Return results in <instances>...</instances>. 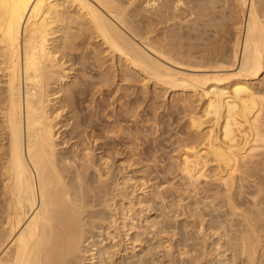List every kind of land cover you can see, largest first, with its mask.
<instances>
[{"label": "bare ground", "instance_id": "1", "mask_svg": "<svg viewBox=\"0 0 264 264\" xmlns=\"http://www.w3.org/2000/svg\"><path fill=\"white\" fill-rule=\"evenodd\" d=\"M160 1L0 0V264H264V0L232 1L237 11L242 12V17L246 13V18H243L245 21L235 12L233 17L230 16L232 12L228 14L235 20H241L237 29L239 35L237 38L232 37L236 40L230 45L231 49L228 46L230 54L225 43H219L220 39L216 46L204 47L208 57H215L210 59L207 56L195 58L199 57L198 54L194 57L193 52L188 51L187 55L183 53L174 58L172 45L167 47L172 43L169 42L171 38L155 37L158 35H155L157 32L154 26H168L173 20L172 11L176 8L179 13L177 8L183 9L180 5L183 0H164L156 17L149 16V13L155 11L147 13L145 8L152 10ZM204 6L198 13L199 19L204 17L207 30L210 32L209 27H213V31L218 34L217 38H220V33L221 40L225 39L226 34L222 32H225L223 28L226 19L218 18L220 16L217 11L218 17L214 19L222 21L215 22L212 18L214 14L210 17L213 20H208V15L213 13L210 7L213 6ZM194 13V16L190 14L193 18L197 12ZM204 21L201 24L204 25ZM232 23L230 26L234 27ZM177 25L183 26V22ZM226 28L230 29L229 26ZM196 30V35L201 36L197 27ZM206 31L202 32L205 34ZM194 32L189 31L192 36ZM89 49L93 52V62L88 65L85 56ZM220 54L221 59L216 58ZM93 68L104 77L112 69L114 77L121 74V82L126 77L122 76L123 71H129L137 79L139 75L146 77L148 84L153 81L154 89L181 90L179 94L182 95L178 97L184 96L183 99L179 98L183 100V105L178 103L176 106H184L188 120L185 119L187 121H184L186 124L182 131L186 137L178 134L182 137L178 140V136L175 138L177 153L170 154L175 156L171 158L175 160H172L173 171L169 169L171 177H168L167 171H163L157 172L156 176L149 175V179H143L145 175L142 179L139 177L141 180L135 179L136 175H123L120 181L121 176H117L118 179L112 172L111 158L106 152L95 157L94 147L98 145V138L95 139V133L87 134L85 131L91 129L92 132L93 120L82 119L79 122L75 107L78 99L88 92L91 82L86 74L88 69L95 70ZM135 86L141 88L140 85ZM110 87L113 88L112 85ZM109 88L108 91H111ZM135 89L133 91L138 92ZM103 90L99 88L100 95L104 93ZM192 98H196L198 103H194ZM144 102L146 104L147 101ZM136 107L139 109V105ZM106 108L109 109L108 106ZM116 111L119 113V110ZM133 113L136 115L135 111ZM143 115L146 116L144 112ZM129 125L126 124L128 128ZM108 127L110 124L107 131ZM134 127L137 128L136 125ZM139 128L142 129L141 126ZM67 131L70 135H66ZM160 139L159 142L164 140ZM61 145L64 147L61 148ZM66 146L71 151H64ZM142 151L139 152L143 154ZM116 153L114 157L118 158ZM97 158L98 161H95ZM125 159L122 158L123 161ZM131 159L134 161L135 157ZM136 161H130V165L126 163L128 166L124 165L125 161L119 172L125 173L124 170L135 166ZM148 163L152 165L150 161ZM157 163L160 164L159 161ZM148 165L147 169L143 167L145 172ZM131 169L133 171V167ZM114 172L117 171L114 169ZM169 198L172 200L168 201ZM167 209L175 210L173 216H168L169 213L165 212ZM155 210L161 214L151 219L152 211ZM181 216L185 217L183 224L176 220ZM168 217L174 218L173 223L165 221Z\"/></svg>", "mask_w": 264, "mask_h": 264}, {"label": "rangeland", "instance_id": "2", "mask_svg": "<svg viewBox=\"0 0 264 264\" xmlns=\"http://www.w3.org/2000/svg\"><path fill=\"white\" fill-rule=\"evenodd\" d=\"M185 1H186V3H185ZM193 1H194V3H193ZM183 0V2H182V4H180V5H182V7H183V9L181 8H177V10L178 11H180L179 13L174 9L173 11H172V14H171V18L175 21H173V20H171L169 23L171 24L172 22H173V25L171 24V26L169 25V23H168V26L170 27H168V26H166L167 24H156L157 26H154V30H155V32H157V33H155V35H158V36H155V37H159V38H161V37H163V38H171L170 40H169V42H172V43H170V45L169 46H167V47H169L170 48V46L172 45V47L173 48H171V49H173L174 51H171V53H173L172 54V56L175 58V55H177L176 57H179V55L180 54H185V55H187L188 53H186L187 51L188 52H193V56L195 57L196 56V54H198V56L199 57H195V58H202V57H206L207 56V58H215V57H208V55H207V52H204L205 51V48L206 47H214V45L216 46L217 44H219V43H221V44H223V42L225 43V45L227 46V48H226V50L229 52V54H230V52H231V46L230 45H232L233 43H234V41L236 40V39H234V38H237L238 37V35H239V31L237 30V29H239V25H238V22L239 21H241V20H235V18H232L234 15V12H235V14H237V15H239L240 16V19H242L243 20V18H246V13H245V16L244 17H242L243 15H242V12L240 11V10H238L237 11V7H235L236 6V4L233 2V4H232V1L233 0H230V3L228 4H226V2H229V0H219V1H222V3L223 2H225V3H221V2H219L218 3V1H216V0H200V1H204L203 3L202 2H200L199 0ZM199 1V2H198ZM205 1H210V3H208V2H205ZM212 1H213V3H215V1L217 2V3H215V5L212 3ZM190 2L192 3V5H194V7L193 6H191V4H190ZM161 3V4H160ZM186 5H185V4ZM196 3H198V4H196ZM200 3H202V4H200ZM164 4V0H161L160 2H159V4L157 5V7H155V8H153L152 10L150 9V8H145L146 10H145V12H147V13H149V12H151V11H155V12H151V13H149L148 15L149 16H154V18L156 17V14L158 13L157 11H159L160 10V8H161V5H163ZM196 4V5H195ZM207 4H209V6L207 5ZM217 4V5H216ZM218 4L219 5H221V6H219L218 7ZM225 4H226V6H225ZM231 4V5H230ZM179 5V6H180ZM185 5V6H184ZM198 5V6H197ZM204 6V5H207V7H205L204 6V8H209L210 6H213L214 8H215V6H216V8L215 9H212L213 7H210L211 8V12L213 11V13H210L208 16L209 17H207V16H205V17H207V19L209 20V19H211V20H213L214 18H216V17H218V16H220V17H218V18H223V19H226L225 20V27L223 28L224 30H225V32H222L223 33V35H225L226 34V36H224L225 37V39H222L221 40V35H220V33H219V37L220 38H217V36H218V34L215 32V31H213L214 30V28L213 27H209V30H210V32L207 30L208 29V27L206 28L205 27V21H204V17H202V19H199L200 18V15L198 14L202 9H203V7L202 6ZM160 6V7H159ZM188 6H190V7H188ZM197 6V7H196ZM199 6H200V8H199ZM224 6V7H223ZM229 6V7H228ZM233 6V7H232ZM193 7V8H192ZM196 7V8H195ZM202 7V8H201ZM228 9H227V8ZM230 7H231V9H233V10H231L230 9ZM191 9V11H192V9H194V12H197L196 13V17H194L193 18V16L195 15V13L193 12H191V11H188L187 9ZM222 8H224L225 10H223ZM189 9V10H190ZM195 9H197V10H195ZM222 11H221V10ZM184 10H187V12L186 11H184ZM220 10V11H219ZM227 10H229V12H227ZM237 12H239V13H236V11ZM216 13H215V12ZM219 13H218V12ZM225 11V12H224ZM175 14H174V13ZM181 12H183V13H181ZM184 12H185V14H184ZM190 12V13H189ZM222 12V13H221ZM231 12H232V14H231ZM246 12V11H245ZM178 13V14H177ZM187 13H189L188 15H186ZM217 13H218V16H216L217 15ZM220 13H221V15H220ZM227 13V14H226ZM152 14V15H151ZM179 14H182V16L180 17L179 16ZM190 14H193V16L191 15L190 16ZM198 14V15H197ZM212 14H214V15H212ZM225 14V15H224ZM228 14H231L230 16H232V17H230ZM242 16H241V15ZM174 15V16H173ZM177 15V16H176ZM185 15V16H184ZM211 15H212V18H210L211 17ZM223 15H224V17H223ZM187 16V17H186ZM199 16V17H198ZM216 16V17H215ZM239 16H238V19H239ZM188 17H189V19H188ZM228 17H229V19H231L232 21H233V23H232V21L231 20H229L228 19ZM158 18V17H157ZM156 18V19H157ZM178 20H177V19ZM182 18V19H181ZM198 18V19H197ZM181 19V20H180ZM186 19V20H185ZM207 19L205 18V20L207 21ZM185 20V21H184ZM193 20V21H192ZM195 20H201V21H195ZM204 21V25L203 24H201L203 21ZM216 19H214V21H215ZM228 20V21H227ZM179 21V22H178ZM181 21V22H180ZM216 21H218V22H220V21H222V19H220V20H216ZM215 21V22H216ZM234 21H236V24L234 23ZM243 21H245V19L243 20ZM182 22H183V26L182 25H177L178 23H180V24H182ZM190 22V23H189ZM194 22H196V23H198V24H194ZM200 22V23H199ZM227 22V23H226ZM230 22V23H229ZM184 23L186 24V23H188V24H190V26H188L187 24L186 25H184ZM193 25H192V24ZM229 23V25H227ZM231 23H232V25H234V27L233 26H230L231 25ZM201 24V25H200ZM163 25V26H162ZM165 25V26H164ZM198 25H200V26H198ZM160 26V27H159ZM162 26V27H161ZM176 26H178V27H176ZM180 26H181V29H182V27L184 28V29H182V30H184V34H183V31L180 29ZM184 26H186L189 30L187 31V28L186 27H184ZM191 26L194 28V30H195V32H194V35L195 36H198V37H193L192 35H190L191 33H193V28H191ZM203 26H204V28H203ZM230 27V29L229 28H226V27ZM238 27V28H236V27ZM172 27H175L176 28V30H181V32L180 31H177L176 32V30H175V28H172ZM196 27L199 29V32H200V34H201V36L200 35H196V32H197V30H196ZM159 28V29H158ZM163 28V31H160L161 29ZM167 28V29H166ZM211 28H213V29H211ZM226 28V29H225ZM232 28H235V30H233ZM158 31H157V30ZM170 29H172V30H170ZM190 29H192V30H190ZM201 29V30H200ZM207 31H206V30ZM227 29H229V30H227ZM167 30H170L171 32H169V31H167ZM212 30V31H211ZM237 30V31H236ZM164 31H166V32H168V33H166V32H164ZM173 31H175L176 32V34L175 33H173ZM189 31H191V33H189ZM202 31H206L207 32V34H214V32H215V34H214V36L212 35V36H208L207 34H206V32H205V34H204V32H202ZM229 32V34H228V32ZM232 31V32H231ZM235 31V32H234ZM160 32V33H159ZM180 32V33H179ZM185 32H187V33H185ZM199 32L197 33V34H199ZM161 33H164L165 34V36L163 35V34H161ZM172 34V35H170V34ZM180 34V35H183V36H180V35H178V34ZM188 33H189V36L188 37H190V38H188L187 37V35H188ZM221 33V34H222ZM238 33V34H237ZM161 34V35H160ZM187 34V35H186ZM203 34V35H202ZM227 34H228V36H227ZM232 36H231V35ZM233 34H235V35H233ZM236 34H237V36H236ZM241 34H243V33H241ZM168 35V36H167ZM185 35V36H184ZM205 35H207V36H205ZM175 36H177V37H175ZM182 37V39L180 38L179 39V37ZM216 36V37H215ZM175 37V38H174ZM184 37H186V38H184ZM193 38V41H192V38ZM202 39H204V40H201V38ZM207 39H209L210 38V40H206V38ZM213 37V38H212ZM215 37V38H214ZM230 37V38H229ZM232 37H234V38H232ZM178 38V39H177ZM184 38V39H183ZM194 38H197V39H195V41H194ZM200 40H199V39ZM218 39H220L219 41H221V42H219L218 41ZM231 39V40H230ZM174 40V41H173ZM175 40H176V42H175ZM181 40H182V43H181ZM183 40H184V43H183ZM187 40V41H186ZM207 41V43H208V45H207V43H206V41ZM212 40L214 41L215 40V42H212ZM178 41H179V43H178ZM198 41V42H197ZM211 41V42H210ZM226 41H228V42H230V43H226ZM178 43V45L177 44H175V43ZM189 44H188V43ZM190 42H192V43H190ZM197 42V43H196ZM199 42H202L203 44L204 43H206V44H202V43H199ZM217 42H219V43H217ZM194 43H195V46H194ZM199 43V44H198ZM210 43V44H209ZM216 43V44H215ZM182 44H184V46H182ZM198 44V45H197ZM228 44V45H227ZM175 45V46H174ZM190 47H189V46ZM202 47H201V46ZM187 46V47H186ZM192 46V47H191ZM197 46H199V47H197ZM228 46H229V48H228ZM177 47V48H176ZM189 47V48H188ZM205 47V48H204ZM90 48H92V47H90ZM194 48H197V49H194ZM202 48H204V49H202ZM176 49V50H175ZM179 49H182V50H179ZM198 49H200L199 51H198ZM196 50V51H195ZM202 50V51H201ZM90 51H92V50H87L86 51V58L88 59V60H90L91 58V60L90 61H88L86 58V61H87V64L89 65V62H93V52H90ZM177 51V52H176ZM179 51V52H178ZM180 51H181V53H180ZM194 51H195V53H194ZM175 52V53H174ZM200 52V53H199ZM227 52V53H228ZM92 53V54H91ZM177 53V54H176ZM206 53V54H205ZM90 55V56H89ZM192 55V54H191ZM92 56V57H91ZM201 56V57H200ZM88 57H91V58H88ZM220 57H222L221 56V54L219 55V56H217L216 58H220ZM195 58H192L191 60H195ZM221 59V58H220ZM110 65V64H109ZM93 69H95V68H93ZM90 70V71H89ZM95 71V72H94ZM106 71V70H105ZM109 71H111L110 73H109V75L108 76H101V74H100V72H99V70H97L96 71V69L95 70H92L91 71V69H88V72H87V74H86V78L88 79V81L89 82H91V85H89V88H88V94L87 93H85V94H83L81 97H83V98H79L78 99V102H77V104H76V110H77V114H79V119H78V121L79 122H81V120L82 119H84L85 121H92V124H93V128L95 129H93L92 130V132L90 131L91 129H86L85 131H86V133L87 134H94L95 135V139L97 140V138H98V142H97V146H98V148H97V146H95L94 147V154H95V157H99V155H101V154H103L104 152H106L108 155H109V158H111L110 159V161H111V164H113V165H111L110 164V166H114V165H116L117 163H119L120 165L118 166V164H117V166H114V168H112L111 167V169H112V172H113V174L117 177H119V175L122 177H119L120 178V181H122V179L124 178V176L125 175H130V174H132L133 176H135V179H137L138 178V180H141L142 178L141 177H143L144 175V177H143V179H149V178H151L152 176V174L153 175H157V172H163V171H167L169 174H170V172L171 171H173V166H174V162L173 161H175L174 159H171V158H173V157H175L174 155L173 156H171L170 154H176L177 152H175V148L177 147V140L180 138V137H186L185 136V134H183L182 133V131H184V127H185V122L188 120V117L186 116L187 115V112H184V106L182 107V106H179V105H183V100L181 101V99H183V97L184 96H181V97H178L179 95H182V94H179V93H181V90H170L169 88H164V89H160V88H158V89H154V82L152 81H150V83L148 84V82H147V80L148 79H146V77H144L143 75L141 76V75H139L138 77V79L136 78V77H134V73L132 74V72H131V74H130V72L129 71H125L128 75H130V76H128L127 74H125V72L123 71V73H122V76H126L125 78H124V81H122L121 82V74H120V76H119V74H118V77H114L115 75H114V71L112 70V69H109ZM90 72V73H89ZM89 73V74H88ZM93 73V75H91ZM94 73H96V74H94ZM98 73V74H97ZM112 73H113V75H112ZM99 76V77H98ZM114 77V79L116 78V80L114 81V79H113V77ZM133 76V77H132ZM136 76V75H135ZM94 77V78H93ZM109 77H111L113 80H111V78H109ZM121 79H120V78ZM129 77V78H128ZM143 77V78H142ZM90 78V79H89ZM103 78V79H102ZM98 79V80H97ZM118 79H120V81H118ZM126 79V80H125ZM127 79H128V81H127ZM131 79H133L134 80V82H132L133 80H131ZM137 81H136V80ZM143 79H145V83L146 84H148V85H146L143 81ZM111 80V81H110ZM141 80H142V82H141ZM97 81V82H96ZM108 81V82H107ZM113 81H114V83H113ZM131 81V82H130ZM140 81V82H139ZM94 82V83H93ZM99 82V85L97 84ZM101 82V83H100ZM105 82V83H104ZM124 82H127V87H126V85L124 84ZM103 83V84H102ZM108 83V84H107ZM118 83V84H117ZM119 83L122 85V87L120 86L119 87ZM125 85H123V84ZM134 83H136V84H134ZM138 83H140V84H138ZM142 83V84H141ZM93 84V85H92ZM104 84H105V86H104ZM130 84H133V85H131V88L129 87L130 86ZM143 84H145V85H143ZM151 84V85H150ZM112 85V87L113 88H111L110 86ZM134 85H140L139 87H141V88H143V89H141V88H138V86H137V88H136V86L134 87ZM141 85H143V87L141 86ZM95 86V87H94ZM101 89V90H103L104 91V93L103 94H101L100 95V93L98 92V90H99V88ZM102 86V87H101ZM125 88H124V87ZM146 86L148 87V88H146ZM150 86H153V88L152 87H150ZM104 87V88H103ZM110 87V88H109ZM133 87V88H132ZM144 87H145V89H146V92H145V89H144ZM96 90L95 92H94V89ZM98 88V89H97ZM103 88V89H102ZM108 88H109V90H111V91H108ZM120 88V89H119ZM130 88V89H129ZM136 88V89H135ZM127 89V90H126ZM128 89H129V91H128ZM133 89H135V90H137L138 92H136V91H133ZM140 89H141V91H140ZM153 89V90H152ZM160 89V90H159ZM169 89V90H168ZM116 90H118V91H116ZM145 92V93H147V91H148V93L147 94H145L143 91ZM151 90V91H150ZM157 90V91H156ZM162 90V91H161ZM165 90V91H164ZM167 90V91H166ZM91 91V92H90ZM93 91V92H92ZM116 91V92H115ZM139 91L141 92V94L139 93ZM155 92V93H153V92ZM169 91V92H168ZM110 92V93H109ZM112 92H113V94H117V96L119 95V96H122L121 98L118 96V98H116L117 96L116 95H113L112 94ZM122 92V93H121ZM126 92H128L127 94H126ZM142 92L144 93V94H142ZM156 92H159V93H156ZM160 92H161V94H160ZM108 93H109V95H108ZM135 93H137V94H135ZM151 93H153V95L151 94ZM168 93V94H167ZM173 93V94H172ZM93 94V95H92ZM131 94V95H130ZM156 94V95H155ZM157 94H160V95H157ZM97 95V96H96ZM127 95V97H125ZM130 95V96H129ZM134 95V96H133ZM145 95V96H144ZM148 95H150V97H148ZM161 95H164V96H161ZM177 95V96H176ZM93 96V97H92ZM96 96V97H95ZM99 96V97H98ZM113 98H112V97ZM136 96V97H135ZM138 96V97H137ZM151 96H153V98L151 97ZM156 96V97H155ZM88 97H90V98H92V99H90V98H88ZM132 97V98H131ZM133 97H134V99H133ZM147 97V98H146ZM176 97V98H175ZM97 100H99V101H101V100H103V101H101V103L99 102V101H97ZM107 98V99H106ZM125 98V99H124ZM132 100H131V99ZM138 98V99H137ZM144 98H145V100H144ZM175 98V99H174ZM178 98V99H177ZM179 98H181V99H179ZM85 99V100H84ZM86 99H87V101H86ZM90 99V100H89ZM94 99V100H93ZM101 99V100H100ZM109 99V100H108ZM114 99V100H113ZM120 101H119V100ZM130 99V100H129ZM140 99V101L142 102V100H143V102L141 103L140 101H138ZM147 99H149V100H147ZM173 99V100H172ZM193 99V98H192ZM191 99V100H192ZM93 100V101H92ZM111 100V101H110ZM125 100H127V103H126V101ZM152 100V101H151ZM155 101V103H151V102H154ZM176 100V101H175ZM197 100L196 98L195 99H193L192 101L194 102V103H198L197 101L195 102V101ZM89 101V102H88ZM106 102V106L104 105L105 104V102ZM108 101H110V102H108ZM124 101V102H123ZM132 101V102H131ZM135 101V102H134ZM144 101H147L146 102V104H145V102ZM151 101V102H150ZM159 101V102H158ZM179 101V102H178ZM94 102V103H93ZM99 102V104H97V103ZM113 102H115V103H113ZM120 102V103H119ZM104 103V104H103ZM110 103V104H109ZM117 103V105H115ZM124 103V104H123ZM149 103H151V104H149ZM162 103V104H161ZM179 103V108L180 109H178L177 107L178 106H176V104H178ZM181 103V104H180ZM81 104H82V106H81ZM92 104V105H91ZM102 104V106H100ZM113 104V105H112ZM120 106H119V105ZM137 104V105H136ZM144 104V105H143ZM154 104V105H153ZM173 104H174V106H173ZM86 107H85V106ZM96 105V106H95ZM111 105V106H110ZM122 105V106H121ZM139 105V109H138V107H136V106H138ZM142 105V106H141ZM147 105H150V107H148ZM152 105V106H151ZM157 105V107L158 106H160V107H155ZM194 105H196V104H194ZM81 106V107H80ZM90 106V107H89ZM93 106H94V108H93ZM109 107V109L108 108H106V107ZM115 106V107H114ZM118 106V107H117ZM127 106V107H126ZM172 106H173V108H172ZM97 107V108H96ZM111 107V108H110ZM129 107V108H128ZM131 107H133V108H131ZM134 107H136V108H134ZM141 107V108H140ZM144 107V108H143ZM83 108V109H82ZM85 108V109H84ZM91 108V109H90ZM114 110H113V109ZM121 108V109H120ZM122 108L124 109V110H122ZM150 108V109H149ZM155 108H156V110H155ZM175 108V109H174ZM181 108H182V110H181ZM82 109V110H81ZM87 109L89 110L88 112L89 113H91V115L90 114H88L87 113ZM99 109V110H98ZM100 109H102V110H100ZM106 109V110H105ZM110 109L112 110L111 111V113H110ZM126 109V110H125ZM128 109H130L129 111H128ZM134 109V110H133ZM139 110V112H141V114H142V118H141V114L138 112V114H137V111ZM145 109V110H144ZM146 109H148V110H146ZM172 109H174V111L176 112H174ZM176 109L178 110V111H176ZM104 110V111H103ZM116 110H119V113H116V112H118V111H116ZM92 111V112H91ZM103 111V112H102ZM109 111V112H108ZM127 111V112H126ZM132 111V112H131ZM136 112V115H139L140 114V116H138L139 117V119H137L138 117L133 113V112ZM147 111V112H146ZM154 113H153V112ZM182 111H183V113H182ZM86 112V113H85ZM95 112H97V113H95ZM98 112H100V113H98ZM115 112V113H114ZM120 112H122V113H120ZM128 112H130V113H128ZM143 112H144V114L146 115V116H144L143 115ZM146 112V113H145ZM152 112V113H151ZM81 113V114H80ZM108 113V114H107ZM123 113H125V114H123ZM148 113H150V114H148ZM171 113V114H170ZM179 113V114H178ZM186 113V114H185ZM112 114H115L116 116H114V115H112ZM117 114H118V116H117ZM122 114L125 116H122ZM127 114H132L131 116L130 115H128L127 116ZM155 114V115H154ZM157 114V115H156ZM181 117H178V115ZM181 114V115H180ZM82 115V116H81ZM85 115V116H84ZM90 115V116H89ZM95 115L97 116V115H99V116H97V118L95 117ZM106 116L105 118H104V116ZM119 115H121V117H122V122H121V120H120V116ZM183 115V116H182ZM102 116V117H101ZM112 116V117H111ZM114 116V117H113ZM130 116V117H129ZM135 116H136V118H135ZM144 116V117H143ZM148 116V117H147ZM151 118H153L154 120L156 119V118H158V121H156L155 120V122H154V120L153 119H149L150 117ZM154 116V117H153ZM156 116V117H155ZM81 117V118H80ZM91 117V118H90ZM102 118V119H100V118ZM116 117H118L117 119H116ZM146 117V118H145ZM160 117V118H159ZM182 117H185V118H182ZM93 118V119H92ZM99 118V119H98ZM107 118V119H106ZM110 118V119H109ZM111 118H112V120L114 121H112L111 120ZM114 118V119H113ZM124 118V119H123ZM129 118V119H128ZM177 118V119H176ZM187 118V120H185ZM94 119L96 120V121H94ZM104 119H106V120H104ZM115 119L117 120V121H115ZM125 119H127L128 120V123H127V120H126V122L124 121ZM134 119V121H131V120H133ZM136 119V120H135ZM143 120H145L144 122H143V124H142V121ZM181 119L183 120V121H181ZM137 120H139V121H141V122H137ZM161 120V121H160ZM163 120V121H162ZM108 121L109 122V124H110V127H108V131H107V126L109 125L108 124V122L106 123V122ZM120 121V122H119ZM147 121H152V122H147ZM180 121V122H179ZM185 121V122H184ZM94 122V123H93ZM98 124H97V123ZM133 122V123H132ZM135 122V123H134ZM158 122V123H157ZM163 122V123H162ZM102 123H104V124H102ZM112 123H113V127H112ZM120 123V124H119ZM124 124L125 126H126V124H127V126L129 125V128L126 126H124V125H122V124ZM139 124V127L141 126L142 127V129L141 128H139L138 127V124ZM152 125H151V124ZM156 123V124H155ZM166 123V124H165ZM176 123V124H175ZM183 123V124H182ZM96 124V125H95ZM99 124H102V126L101 125H99ZM108 124V125H107ZM149 124H150V126H149ZM155 124V125H154ZM159 124V125H158ZM163 124L164 125H166V127L165 126H163ZM168 124V125H167ZM169 124H172V125H169ZM116 125V126H115ZM117 125H120V127H118ZM136 125V129H135V127H134V129L132 128L133 126H135ZM145 125V126H144ZM177 125V126H176ZM95 126V127H94ZM122 126V127H121ZM147 126V127H146ZM154 126V127H153ZM156 126V127H155ZM160 126H161V128H160ZM99 129H98V128ZM146 129H145V128ZM151 127H153L152 129H153V131L154 132H152L151 131ZM163 127H164V129H163ZM171 128L170 130L168 129V128ZM69 128V127H68ZM67 128V129H68ZM101 128V129H100ZM123 128H128V129H123ZM144 128V129H143ZM154 128L156 129V131H158V132H156L155 130H154ZM176 128V129H175ZM113 129L116 131V129H120L119 130V132L118 131H113ZM130 129V130H129ZM137 129H139V131L137 130ZM160 129H162V131L160 130ZM166 129V130H165ZM174 129V130H173ZM180 129V130H179ZM87 130H88V132H87ZM110 130V131H109ZM113 132H112V131ZM126 130H127V132H126ZM146 130V132L144 133V131ZM168 130V131H167ZM177 130V131H176ZM97 131V132H96ZM99 131V132H98ZM105 131H107V133L105 132ZM122 133H121V132ZM130 131H134L133 132V134H132V132L130 133ZM136 131V132H135ZM140 131H142V134H141V132ZM159 131H161V132H159ZM170 131V132H169ZM179 131V132H178ZM68 132V133H67ZM66 132V135H70L69 133V131H67ZM101 132H103L102 134H103V136H102V134H101ZM110 132V133H109ZM124 132H125V134H124ZM156 132V133H155ZM162 132H165V133H162ZM170 134H172V135H170ZM172 132V133H171ZM176 132V133H175ZM117 133H119L120 135H118L117 136ZM126 133H128V134H126ZM134 133H136V134H134ZM139 133V134H138ZM155 133V134H154ZM160 135H159V134ZM182 133V134H181ZM101 134V135H100ZM109 134H111V135H109ZM124 134V135H123ZM132 134V135H131ZM146 135V134H149L150 136L149 137H145V136H143V135ZM165 134H167V135H165ZM178 134L179 135H182V136H178ZM100 135V136H99ZM106 135V137H104ZM107 135H109L108 136V138H107ZM113 135H114V137L115 138H113ZM134 135V136H133ZM137 135L139 136V137H137ZM159 135V136H158ZM111 136H112V138H111ZM120 136V137H119ZM123 136V137H122ZM128 136V137H127ZM140 136H143L142 138L140 137ZM154 137L153 139H150V138H152V137ZM165 136V137H164ZM170 136V137H169ZM178 136V137H177ZM97 137V138H96ZM121 137H122V139H121ZM135 137H136V139H135ZM157 137V138H156ZM164 139L163 141L160 139ZM169 137V138H168ZM177 137V140L175 139ZM100 138V139H99ZM110 138V139H109ZM124 138H127V140L126 139H124ZM128 138H129V140H128ZM148 138V139H147ZM170 138L172 139V138H174V139H172L173 141H172V143H171V140H170ZM108 141H107V140ZM112 139H116V141H114V140H112ZM124 139V140H123ZM133 139V141H131V140ZM159 139L161 140V142H159ZM165 139H167V140H170V141H166ZM119 142H121V143H119ZM121 140V141H120ZM131 141V143L130 142H127V143H125V142H123V141ZM143 140H145V141H151L150 143H152V145H149L150 143L148 142H143ZM156 140V141H155ZM103 141V142H102ZM105 141H107V143L108 142H110V144L108 143H106ZM114 141V142H113ZM155 141V142H154ZM105 142V143H104ZM112 142V143H111ZM117 142V143H116ZM135 142H139L138 143V145H137V143H135ZM159 142V144H157ZM166 142V143H165ZM169 142H170V144H169ZM134 143V144H133ZM103 146H102V145ZM113 144H114V146H113ZM124 144V145H123ZM131 144H133V145H131ZM145 144V145H144ZM154 144V145H153ZM155 144H156V146H155ZM163 144H165V145H163ZM167 144V145H166ZM168 144L170 145V146H168ZM119 145V146H118ZM126 145V146H125ZM135 145H137V146H135ZM147 145V146H146ZM163 147H162V146ZM100 146H102V148L100 149ZM106 146V147H105ZM108 146V147H107ZM111 147V149H110V147ZM121 146H123V147H121ZM126 147V149H125V147ZM131 146V147H130ZM133 146V147H132ZM138 146H140L139 148H138ZM143 146V147H142ZM151 146H153V147H151ZM155 146V147H154ZM174 146H176V147H174ZM61 148L62 147H64V145L62 146H60ZM114 147V148H113ZM118 147H120V148H118ZM130 147V148H129ZM166 147V148H165ZM116 148V149H115ZM121 148H123V149H121ZM132 148V149H131ZM141 148H144V149H141ZM150 148H152V149H150ZM163 148V149H162ZM171 150H170V149ZM95 149H96V151H95ZM99 149V150H98ZM110 152H108L107 150ZM115 150V152H114V150ZM120 149V150H119ZM127 149H128V151H127ZM135 149V150H134ZM138 149V152L136 151ZM141 149V150H140ZM63 150L65 151H71V149H69V147L68 146H66L65 147V149L63 148ZM101 150V151H100ZM106 150V151H105ZM111 150V151H110ZM122 150V151H121ZM133 150H134V152L136 151V154L133 152ZM143 150V151H142ZM153 150H155L154 151V153H153ZM158 151V153H157V151ZM100 151V152H99ZM104 151V152H103ZM113 151V152H112ZM120 151V152H119ZM142 151V153L143 154H141L140 152ZM151 151H152V154H154V156L152 155V154H150L151 153ZM166 151V152H165ZM167 151H168V153H167ZM169 151H173V152H169ZM117 152V153H116ZM123 152H126V153H123ZM147 152V153H146ZM115 153L118 155V158H117V156L116 157H114V155H115ZM119 153V154H118ZM122 153V154H121ZM137 153H139V154H137ZM161 153H162V155H161ZM96 154H98V155H96ZM124 154H125V156H124ZM132 154V156H130ZM133 154H134V156H133ZM157 154V155H156ZM158 154H160V155H158ZM166 154V156H164ZM168 154V155H167ZM123 155V156H122ZM129 155V156H128ZM139 155H142V156H139ZM111 156V157H110ZM120 156V157H119ZM126 156H128L127 158L132 162V163H134L136 160V163H135V166L133 165L132 167H133V171H132V167H130V168H128V169H130V170H124V172L125 173H123V171L121 172H119V169L121 170V168L123 167L122 166V163H124L125 161V166L127 165V164H129V160L126 158ZM150 156V158H148ZM153 156V157H152ZM157 156H159V158L157 157ZM171 156V157H170ZM114 157V158H113ZM130 157V158H129ZM135 157V160L133 161V159H131V158H134ZM141 157V158H140ZM144 157H146L147 159H144ZM155 157V158H154ZM166 159H165V158ZM112 158H113V160H112ZM122 158L123 159H125L124 161L122 160ZM137 158V159H136ZM140 158V159H139ZM153 158V159H152ZM158 158V159H157ZM141 159H142V161H141ZM148 159H149V161H150V163H152V165H153V168H155V169H153L152 168V165L151 166H149L148 164ZM151 159V160H150ZM170 159H171V161H170ZM95 161H98V158L97 159H94ZM120 160V161H119ZM127 160H128V162H127ZM154 162H153V161ZM160 162V164H162V166L159 164V163H157L158 161ZM163 162H162V161ZM173 160V161H172ZM123 161V162H122ZM139 161V162H138ZM143 161H145V163L143 162ZM164 161L166 162V164L164 163ZM170 161V162H169ZM130 162V163H131ZM143 162V163H142ZM127 163V164H126ZM131 163V164H132ZM138 163V164H137ZM143 165H142V164ZM147 163V164H146ZM164 163V164H163ZM145 164H146V166H145ZM157 164H159V165H157ZM173 164V165H172ZM130 165V164H129ZM137 165V166H136ZM142 165V166H141ZM147 165H148V170H146V172H145V170H144V168H146L147 169ZM167 165V166H166ZM128 166V165H127ZM138 166H140V167H138ZM158 166V167H157ZM166 166V167H165ZM116 167V168H115ZM117 167H120V168H117ZM144 167V168H143ZM161 167V168H160ZM135 168H137V169H135ZM160 168V169H159ZM114 169H115V171H117V172H114ZM118 169V170H117ZM139 169V170H138ZM149 169H151V170H149ZM157 169H159V170H157ZM161 169H163V170H161ZM166 169V170H165ZM168 169V170H167ZM171 171H170V170ZM137 170V171H136ZM141 170L143 171V172H141ZM135 171L137 172V173H135ZM150 171V172H149ZM152 171V172H151ZM154 171H156V172H154ZM170 171V172H169ZM129 174H128V173ZM132 172V173H131ZM138 172H140V173H138ZM115 173H117V175L115 174ZM155 173V174H154ZM168 173H165L166 175L168 174ZM168 174V177L170 176L171 177V174L169 175ZM124 175V176H123ZM139 175V176H138ZM142 175V176H141ZM151 176V177H148V176ZM138 176V177H137ZM155 176H153V177H155ZM117 177V178H118ZM139 177L141 178V179H139ZM147 177V178H146ZM118 178V179H119ZM138 184H140L139 182H138ZM172 200V198H169L168 199V201H171ZM168 211H165V212H167V214H168V216L169 215H172L173 216V214H174V212H175V210L173 209V211H172V209H171V211H169V209H167ZM171 212V213H170ZM173 213V214H172ZM161 214V212L159 211V210H155V211H152V215H151V219H154L155 218V216H157V215H160ZM161 218V217H160ZM185 217L184 216H181L180 218H178V219H176V220H179L178 222H180L179 224H183L184 223V221H185V219H184ZM165 221L166 222H169V223H173L172 221H174V218H172V219H170L169 217L168 218H165ZM178 226V225H177ZM177 239V237L175 238V240Z\"/></svg>", "mask_w": 264, "mask_h": 264}]
</instances>
